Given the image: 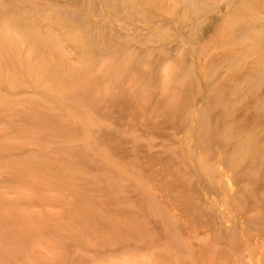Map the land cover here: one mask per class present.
<instances>
[{
  "label": "rangeland",
  "instance_id": "rangeland-1",
  "mask_svg": "<svg viewBox=\"0 0 264 264\" xmlns=\"http://www.w3.org/2000/svg\"><path fill=\"white\" fill-rule=\"evenodd\" d=\"M0 264H264V0H0Z\"/></svg>",
  "mask_w": 264,
  "mask_h": 264
}]
</instances>
